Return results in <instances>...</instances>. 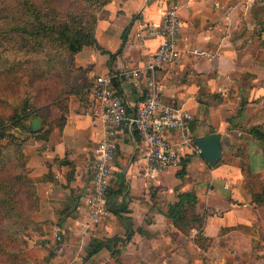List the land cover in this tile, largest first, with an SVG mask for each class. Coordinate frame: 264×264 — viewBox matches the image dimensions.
Here are the masks:
<instances>
[{
  "label": "crops",
  "instance_id": "crops-1",
  "mask_svg": "<svg viewBox=\"0 0 264 264\" xmlns=\"http://www.w3.org/2000/svg\"><path fill=\"white\" fill-rule=\"evenodd\" d=\"M174 2L182 57L158 72L160 98L192 113L193 140L220 133L222 156L211 165L201 152L178 145L181 169L149 178L141 138L120 129L108 177L109 214L93 222L86 161L104 125L88 111V91L70 95L61 126L45 135L47 126L18 133L39 198L34 218L49 231V245L59 241L48 264H264L258 204L246 180L248 173H264V0H99L96 42L84 45L74 63L86 71L88 85L106 71H146L162 41L147 28L160 26ZM149 76L120 77L129 102L144 96ZM166 136L179 138L177 131ZM182 192H194V213L205 216L204 248L195 241L198 228L183 231L170 216ZM51 253L42 250L44 258Z\"/></svg>",
  "mask_w": 264,
  "mask_h": 264
},
{
  "label": "trees",
  "instance_id": "trees-1",
  "mask_svg": "<svg viewBox=\"0 0 264 264\" xmlns=\"http://www.w3.org/2000/svg\"><path fill=\"white\" fill-rule=\"evenodd\" d=\"M68 1L0 0V5H2L0 9V52L5 51L6 57L13 59L8 68L7 66L0 67V88L6 90L12 88L13 90L19 85L21 78L26 77L35 92L34 95L29 92L21 93L19 99L12 103H15L14 107L10 104L6 110H0V139L8 138L5 144L0 143V156L2 155L0 172L4 174L6 169L8 170L7 176L11 177L6 182L1 181L0 186L4 188V193H8L11 188H16L15 201L21 196L18 194H26L24 188L26 192L29 190L27 197L35 199L36 208L39 207L36 187L24 169L26 161L23 152L24 139L12 134L10 130L17 128L22 132L33 134L39 132L43 126H47L48 128L42 133L45 135L50 127L61 126L68 107V96L88 86L86 71L75 65L74 55L84 45L96 42L94 33L97 22V0H75L76 5L72 6L73 8L69 7ZM45 55L48 58L47 63L42 62L45 64L42 74V71L38 72L37 64ZM62 65L72 71H80L81 76L78 79L72 78L68 83L59 82L61 76L56 73H59ZM40 75L41 77L37 78ZM43 81L47 82L45 86L42 85ZM42 94L46 99L59 100L64 110L62 117L49 122L48 125H46L47 120L45 121L39 113L40 108H36V103H38L36 100H39ZM252 131L257 138L262 135L258 128ZM182 163L181 161V166H183ZM21 165L23 168H20ZM247 184L254 202L259 207H263L264 182L256 185L257 187L251 185L248 180ZM22 203L23 200L11 203L10 211L15 219L8 222L2 234L6 232L7 235H12L13 231L17 233V230L25 225V220L20 214ZM195 203L194 192L179 193V201L172 206L170 216L174 224L184 229L183 231H187L191 225L198 228L195 241L204 248L205 243L208 242V238L201 235L205 216L194 213ZM15 210L18 215L14 212ZM262 216L264 217V210L258 217L260 231L264 230ZM259 235L260 239H264V234L259 233Z\"/></svg>",
  "mask_w": 264,
  "mask_h": 264
},
{
  "label": "built area",
  "instance_id": "built-area-1",
  "mask_svg": "<svg viewBox=\"0 0 264 264\" xmlns=\"http://www.w3.org/2000/svg\"><path fill=\"white\" fill-rule=\"evenodd\" d=\"M178 8L176 2L172 3L164 14L162 24L147 28L148 35H160L162 41L151 56L150 62L146 64V71L144 67L120 72L106 71L97 74L86 88L89 94L88 111L104 125L102 137L86 161L91 180L88 207L93 222L109 214L108 177L111 159L117 150L116 134L120 129L133 130L141 138L140 158L145 163L146 175L149 178H156L168 169L181 168L178 145L200 153L190 130L192 113L163 102L160 98L161 83L158 81V72L165 74L177 65L182 57L177 37L180 28ZM193 51L197 52V49ZM144 72L151 73L147 90L142 98L129 102L118 85L120 77L127 80L138 79ZM135 86L139 87L138 83ZM170 131L178 132L177 141L168 139L166 133Z\"/></svg>",
  "mask_w": 264,
  "mask_h": 264
},
{
  "label": "rangeland",
  "instance_id": "rangeland-1",
  "mask_svg": "<svg viewBox=\"0 0 264 264\" xmlns=\"http://www.w3.org/2000/svg\"><path fill=\"white\" fill-rule=\"evenodd\" d=\"M64 1L65 0H63V2ZM98 2L99 0H97L96 2V9H98ZM5 3L8 5L7 1H5ZM68 4L70 5L69 6L70 8H73L72 6L76 5V1L74 0L73 2V0H69ZM0 9H2V5H0ZM5 54H6L5 51L0 52V67L2 68H4L5 66H7L6 68H8L9 66H11L13 62V59L6 57ZM47 58L48 57L46 55L42 59L39 58L40 60L38 61L37 64L38 72L42 71V74L44 72L43 69L45 68V64L42 62L47 63ZM24 60L25 59H23V61ZM41 60H46V61H41ZM56 74H59L61 76L59 82H65V83L70 82L72 78L78 79L81 76L80 71L79 72L72 71L67 66H63V65L59 69V73ZM40 77L41 75L37 76V78ZM46 83L47 82L43 81L42 85L45 86ZM86 88L87 87L78 91L77 93H75V95L80 94L83 91H86ZM27 92H29L32 95L35 94V92L32 90V86L29 85V82L26 80V77H22L19 82V85L15 86V89L13 90L12 88L8 90H6L5 88L3 89L0 88V110H6L8 106H10V104L14 107L15 103L14 104L12 103L17 101V99H19L21 93H27ZM69 97L70 96H68L67 106L69 103ZM36 101L38 102L36 103V108H40L39 113L42 115L45 121L47 120L46 125H48L49 122L56 121L63 116L64 110L62 107V103H59V100L46 99V97L43 96L42 94L41 97H39V100ZM10 132L16 135L17 137L21 138L18 133L22 131H20L19 129L13 128L10 130ZM7 141L8 138L0 139L1 144H5ZM6 166L8 167L9 165ZM10 166L12 167V165ZM20 168H23L22 165ZM24 169L28 172V176H29V171L27 168V160L25 161ZM4 171H3L4 174L0 172V182L1 181L6 182L11 178L9 175L7 176L8 170L6 171L5 169ZM247 176L248 178L246 180H248V182L251 185L256 186L264 182V173L263 174L248 173ZM22 183H24V181ZM4 191H5L4 188L0 186V264H44L51 261L50 259L54 258V252L58 250L57 244H59V241L58 242L54 241L52 242L51 245H49V236H48L49 231L45 233L42 224L34 218V215L39 208L38 207L36 208L35 199L33 197L32 198L27 197L29 196V190L26 192V189L24 188V192L26 193L25 194L26 196L23 193L18 194L21 196H19V200L17 199V201H15L16 188L9 189L8 193L7 192L4 193ZM22 200H23L22 203L23 207L22 210L20 211V214L21 216H23L22 218L25 220V225L22 228L18 229L17 233L13 231L12 235L10 234L7 235L6 232L2 234L4 229H6V225L9 224L8 222L14 221L13 219H15L14 214H12L10 211V208H12L11 203H15V202L17 203ZM260 211H262L263 213V207H259L257 205L256 206L257 219L259 215H262ZM14 212L16 213V210ZM262 221L260 222H262L263 225L264 224L263 216H262ZM259 224L260 223L258 221V226ZM257 231L261 235L264 234L263 233L264 230L261 229L260 231L259 227ZM257 247L260 249L264 248V239H261ZM44 248L47 249V251L49 250L52 252L50 256L45 258L43 255L44 253L42 254V250Z\"/></svg>",
  "mask_w": 264,
  "mask_h": 264
},
{
  "label": "water",
  "instance_id": "water-1",
  "mask_svg": "<svg viewBox=\"0 0 264 264\" xmlns=\"http://www.w3.org/2000/svg\"><path fill=\"white\" fill-rule=\"evenodd\" d=\"M195 144L199 147L203 158L211 165H214L222 156L221 134L218 132L196 136Z\"/></svg>",
  "mask_w": 264,
  "mask_h": 264
}]
</instances>
